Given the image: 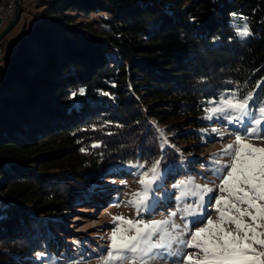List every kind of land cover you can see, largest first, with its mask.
Masks as SVG:
<instances>
[{
    "label": "trees",
    "instance_id": "16d2710c",
    "mask_svg": "<svg viewBox=\"0 0 264 264\" xmlns=\"http://www.w3.org/2000/svg\"><path fill=\"white\" fill-rule=\"evenodd\" d=\"M39 7L38 23L0 65V264L39 262L45 230L60 229L36 217L66 216L116 168L146 171L159 160V175L209 169L195 155L212 138L209 100L251 95L253 117L264 107V0ZM76 12L103 14L100 28L77 23ZM152 14L164 29L148 27ZM32 108L53 116L45 131L24 125Z\"/></svg>",
    "mask_w": 264,
    "mask_h": 264
},
{
    "label": "snow or ice",
    "instance_id": "6c2138e0",
    "mask_svg": "<svg viewBox=\"0 0 264 264\" xmlns=\"http://www.w3.org/2000/svg\"><path fill=\"white\" fill-rule=\"evenodd\" d=\"M239 34L247 36V27ZM75 95L72 93V96ZM251 99V95L240 99L235 93L227 97L222 94L218 101H208L209 105L215 106L204 109L207 113L205 119L222 117L228 123L241 127H244L245 120L249 122L242 134L235 135L234 144H227L222 153L211 158L212 164L209 167L221 181L217 185L221 195L209 198L210 205L218 214V222L206 215L195 229H188L186 223L189 238L177 241L174 232L180 225L174 222V218L177 211H180L183 200L189 195L198 197L195 207L185 206L186 214L197 215L198 209L202 211L205 195L213 191L207 185L180 180L173 185L178 190L177 211L170 212L168 218L145 221L143 218L132 220L123 216L113 217L115 227L111 230L109 250L101 258L103 264H149L150 261L165 256L176 257L173 264H264V253L256 252L253 247L254 244L264 247V232L258 231L264 228V147L247 142H264V128L261 127L264 125V107L253 117L248 103ZM161 136H164L163 132ZM224 156L230 162L221 165L219 161ZM159 164L160 161L157 160L149 170L140 172L139 183L143 186V191L134 193L128 201L130 206L136 208L137 217L141 210L146 211L150 207L147 202L153 192L152 185L159 179ZM136 167L144 169L145 165ZM241 205L247 207L242 208ZM116 206L119 207V203ZM233 211L238 215H233ZM245 216L251 224L244 221ZM226 223L234 225L235 231H228L224 226ZM174 242L182 246L179 251H173ZM184 249L196 251L186 252Z\"/></svg>",
    "mask_w": 264,
    "mask_h": 264
},
{
    "label": "rangeland",
    "instance_id": "374dc122",
    "mask_svg": "<svg viewBox=\"0 0 264 264\" xmlns=\"http://www.w3.org/2000/svg\"><path fill=\"white\" fill-rule=\"evenodd\" d=\"M42 1L44 0H20L22 7L21 17L11 31L0 41V65L3 63V60H1L2 57L5 58L11 54L19 44L22 32L31 29L38 23L37 15L41 13L39 5ZM1 4L2 0H0ZM76 14L74 21L77 23H86L90 26L100 28L99 20L103 14L94 13L85 15L78 14V12ZM10 23L5 22L1 26L0 35ZM147 23L148 27L153 30L164 29L167 25L164 17L159 14L150 15ZM29 112V120L25 121L24 125L30 126L31 128H38L45 131L54 119L47 112L36 113L34 108ZM247 125L245 121L244 127ZM244 127L237 126L235 123H228L222 117L219 119L216 118L212 122V129H215V131L212 130V138L209 142L205 143L198 154H195L201 160L199 164L204 163L209 167L212 164L211 158L222 153L227 144H234L235 135L237 133L242 134ZM178 141L183 147L191 144V141ZM247 142L257 147H264V142L259 140H249ZM49 148L47 151H39L29 158L34 159L38 155L50 154L54 151V148ZM208 159H210V163ZM229 162L227 156H224L219 161L221 165ZM213 167H215L214 164ZM140 172L138 169L117 170L116 168L112 174L103 178L100 183L97 181L98 184H96L92 192L87 196V199L77 208L70 210L66 216L56 217L43 213L37 216V221H49L59 224L60 232L51 233L50 230H45L46 239H49V244L43 247V255L37 259L39 262L35 260L23 264H103L101 258L109 250L112 235L111 230L115 227L113 217L123 216L132 220L143 218L145 221L151 219L164 220L168 218L170 212L177 211L178 201L176 200V196L178 195V190L173 185L180 180H192L195 184L201 186L207 185L213 191L205 195L202 211L198 209L197 215L186 214L185 206L191 205L195 207L198 197L189 195L183 200L180 205V211H177V215L174 218V222L180 225V228L174 232V235H177V241L180 239L187 240L190 235L188 229H195L197 226H200V220L203 219V216L210 215V218L214 222H218V214L215 208L210 205L209 198L221 195L217 188V185L221 181L213 174L210 167L207 169L199 168L193 164H186L180 171L176 172L175 170L173 173L163 172L159 175L156 183L152 185L153 192L150 194L147 202L150 204V207L146 211L141 210L140 216L137 217L136 208L130 206L128 201L134 193L143 191V186L139 183L141 179ZM117 203H119V207L116 206ZM240 207L247 206L241 205ZM27 209H30L29 206ZM232 214L238 215L234 211ZM243 219L246 223H252L247 216ZM194 220L196 223H192ZM186 223L188 229H185ZM190 223L192 225H189ZM224 226L228 231H235V226L232 224L226 223ZM258 231L264 232V228H260ZM181 247L178 242H174L172 246L173 251H179ZM253 247H255L256 252L264 253V247L258 244H254ZM184 250L186 252L196 251L195 249ZM51 255L52 262L46 263ZM44 259L45 262L42 261ZM175 259L176 257L165 256L164 258L152 260L149 264H173Z\"/></svg>",
    "mask_w": 264,
    "mask_h": 264
},
{
    "label": "water",
    "instance_id": "95a60500",
    "mask_svg": "<svg viewBox=\"0 0 264 264\" xmlns=\"http://www.w3.org/2000/svg\"><path fill=\"white\" fill-rule=\"evenodd\" d=\"M16 2V8H15V15L11 23L7 26V28L1 33L0 35V41L11 31V29L17 24L21 17V3L20 0H15ZM4 19L0 17V28L3 25Z\"/></svg>",
    "mask_w": 264,
    "mask_h": 264
},
{
    "label": "built area",
    "instance_id": "2783aa9c",
    "mask_svg": "<svg viewBox=\"0 0 264 264\" xmlns=\"http://www.w3.org/2000/svg\"><path fill=\"white\" fill-rule=\"evenodd\" d=\"M15 2H16L15 0H9L8 5H6L5 8L1 10V17L4 19V23L11 22L13 18V12H15V8H16Z\"/></svg>",
    "mask_w": 264,
    "mask_h": 264
},
{
    "label": "bare ground",
    "instance_id": "6f19581e",
    "mask_svg": "<svg viewBox=\"0 0 264 264\" xmlns=\"http://www.w3.org/2000/svg\"><path fill=\"white\" fill-rule=\"evenodd\" d=\"M8 3H9V0H2V4L0 5V17H1V10L3 8H5V6L8 5ZM14 15H15V12H13V17H14ZM3 24H4V22H3ZM189 225H192V224L190 223Z\"/></svg>",
    "mask_w": 264,
    "mask_h": 264
},
{
    "label": "crops",
    "instance_id": "0c3cea01",
    "mask_svg": "<svg viewBox=\"0 0 264 264\" xmlns=\"http://www.w3.org/2000/svg\"><path fill=\"white\" fill-rule=\"evenodd\" d=\"M4 25V24H3Z\"/></svg>",
    "mask_w": 264,
    "mask_h": 264
}]
</instances>
